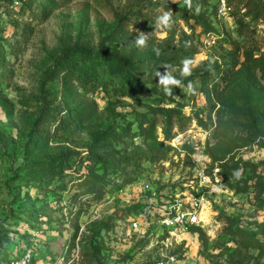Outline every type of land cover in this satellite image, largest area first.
<instances>
[{
  "label": "rangeland",
  "instance_id": "obj_1",
  "mask_svg": "<svg viewBox=\"0 0 264 264\" xmlns=\"http://www.w3.org/2000/svg\"><path fill=\"white\" fill-rule=\"evenodd\" d=\"M11 1L0 0V263L32 251L34 264H153L180 250L175 264H264V183L210 199L200 227L206 245L181 234L169 253L157 250L156 229L132 245L123 236L143 201L166 196L191 173L194 143L211 161L264 174V16L254 20L237 0L234 15L220 19L217 0H207L217 29L210 36L167 10L181 0ZM140 2L142 25L135 17L124 22L119 39L118 17L137 16ZM135 63L150 67L144 91L127 79L126 65ZM61 66L72 80L55 76ZM86 76L95 83L96 115L76 132L45 138L43 114L79 110L71 86ZM105 139L113 150L101 148ZM79 153L141 166L110 174L101 199L78 188L87 171L82 157L64 180L37 173ZM129 176L136 181L126 186Z\"/></svg>",
  "mask_w": 264,
  "mask_h": 264
},
{
  "label": "trees",
  "instance_id": "obj_2",
  "mask_svg": "<svg viewBox=\"0 0 264 264\" xmlns=\"http://www.w3.org/2000/svg\"><path fill=\"white\" fill-rule=\"evenodd\" d=\"M17 2L22 4L23 6L32 7L34 3H38L39 6L45 5V0H13L11 2ZM28 1V2H27ZM237 0H228V5L232 8L231 17L234 15V5ZM245 8L247 9V14L251 16L254 20H258L262 16H264V0H238V3L242 4L245 2ZM138 9L136 11L137 16L131 15L128 11L123 13L118 17L119 26H118V38L122 37V30L119 29L124 22H128L136 18V22L141 26L143 23V18L145 15L143 14V9H145L146 5L143 3H137ZM1 6V3H0ZM209 3L207 0H181L176 3H170L166 6L167 10L175 12L182 18L186 23L193 22L195 26L200 27L203 30L204 35L214 36L217 34V29L214 26L213 22V13H208ZM199 8V12L197 9ZM215 16H217L218 6L215 5ZM218 17V16H217ZM240 25L244 24V21L238 20ZM246 60L249 61L252 56L249 53H245L244 55ZM172 58L166 59V64H169ZM127 67V79L130 84L138 89L139 91H144L146 83L143 82L142 77H150V67L145 65V63H135L126 65ZM218 65H214L211 70L217 69ZM66 66H61L59 70H57L55 76H59L61 74L62 77H65L68 80H72L69 73H65L62 70H65ZM63 72V73H61ZM210 72V71H209ZM209 74V73H208ZM206 73H200L199 77H206ZM95 83H93V78L86 76L83 80H78V82L74 83V86H71L70 93H75V101L79 106V110H75L74 113H66L65 111H54L48 110L43 114V119L41 126V131L45 134V138L54 139L56 136L60 134L61 131L69 130L76 132L79 129V122L85 123L92 119L97 111L98 105L95 101H93V97L95 96L96 89L94 88ZM77 92V93H76ZM87 96H90L91 99L84 100ZM52 126H54L52 128ZM109 138V137H108ZM104 145L103 150L110 151L114 149V142H110L109 140L102 141ZM110 142V143H109ZM75 157H82L79 160V164H86V173L81 174L77 180L78 188L84 195H94L101 199L107 192V187L109 185L110 180L108 177L113 174H117L122 169H126L127 167L138 168L141 165L136 163H131L132 161H125V167H121V163L119 159L115 156L111 160L100 159L94 155H89L86 157L81 156V154H69L65 157L59 159L57 163H44L40 168L37 169V173H39L43 179L48 181L55 180H64L67 176L65 173L69 170H72L76 166L77 159ZM189 160V158L187 159ZM124 163V162H123ZM218 165L221 169V176L223 178V185L225 189H232L237 193L246 194L249 192V189L254 185L257 186L259 184L264 183V174L262 172H258L259 167L255 165H242L239 162H235L234 160L229 161L225 165L221 162L212 159V166ZM77 167V166H76ZM247 171H249L247 173ZM76 172H81L76 169ZM139 172H136L138 174ZM132 174H135L132 173ZM131 174V175H132ZM135 179L133 176H129L125 179L124 185L130 186L135 183ZM137 210L132 213L134 216ZM130 219V218H129ZM126 219L125 221H128ZM191 233H195L199 236L204 245L207 244L208 238L204 231L199 227H194L191 230ZM145 238V237H144ZM135 242V241H134ZM158 250V248H157ZM171 252V256L176 257L177 253ZM159 257H157L156 261L153 264H156ZM34 264V261L32 262Z\"/></svg>",
  "mask_w": 264,
  "mask_h": 264
},
{
  "label": "built area",
  "instance_id": "obj_3",
  "mask_svg": "<svg viewBox=\"0 0 264 264\" xmlns=\"http://www.w3.org/2000/svg\"><path fill=\"white\" fill-rule=\"evenodd\" d=\"M217 6L218 18L231 17L232 8L228 5V0H217ZM210 39L215 45V38ZM177 141L181 142L180 139ZM194 148L197 152L188 160L191 173L183 177L185 179L180 186L166 196L155 195L143 201L135 215L124 221L123 236L129 244L132 245L142 234L144 237L149 236L151 230L156 229L161 231V236L156 240L155 246L161 251L169 252L177 243L175 240L179 235L191 233L194 227H204V213L210 205V199L219 193H225L227 189L224 188L218 165L212 166V161L204 155L197 143H194ZM158 257L156 264H175L173 256L162 253ZM33 259L32 251H27L17 259L0 264H32Z\"/></svg>",
  "mask_w": 264,
  "mask_h": 264
},
{
  "label": "clouds",
  "instance_id": "obj_4",
  "mask_svg": "<svg viewBox=\"0 0 264 264\" xmlns=\"http://www.w3.org/2000/svg\"><path fill=\"white\" fill-rule=\"evenodd\" d=\"M197 12H199V8L197 9ZM167 19H168V17L165 16V17H164V20L167 21ZM137 43H138L139 45H142L144 42H143V40H139V41H137ZM184 73H185V74H189V73H188L187 64H185Z\"/></svg>",
  "mask_w": 264,
  "mask_h": 264
}]
</instances>
